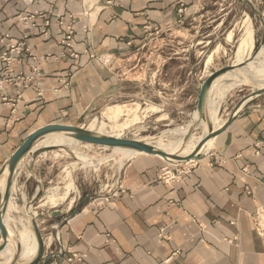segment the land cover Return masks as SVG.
Wrapping results in <instances>:
<instances>
[{
    "label": "crops",
    "instance_id": "1",
    "mask_svg": "<svg viewBox=\"0 0 264 264\" xmlns=\"http://www.w3.org/2000/svg\"><path fill=\"white\" fill-rule=\"evenodd\" d=\"M198 1L0 0V167L35 129L71 124L92 109L119 83L122 53L177 25L183 9ZM71 19L69 48L61 40ZM21 43L9 66L1 61ZM31 65L38 74L28 82ZM251 81L262 79L244 82ZM262 139L264 93L249 100L180 180L160 178L170 164L161 157L134 153L113 195L84 198L75 209L73 191L65 211L48 214L52 239L38 264H70L73 253L82 257L75 264H264V148L256 153ZM25 166L16 172L13 203L32 202L47 179L42 159L32 164L35 182ZM65 177V185L74 184ZM47 197L54 200V193Z\"/></svg>",
    "mask_w": 264,
    "mask_h": 264
},
{
    "label": "rangeland",
    "instance_id": "2",
    "mask_svg": "<svg viewBox=\"0 0 264 264\" xmlns=\"http://www.w3.org/2000/svg\"><path fill=\"white\" fill-rule=\"evenodd\" d=\"M190 9L189 12L183 9V16L177 25L149 35L138 48L125 50L120 56V64L116 66L120 78L116 88L70 123L87 127L94 121V130L119 134L125 139L166 143L173 150L181 142L178 130L187 128L188 131L192 126L191 136L195 139L204 136L206 130L202 122L193 117L200 85L211 72L221 68L228 72L255 59L256 52L264 46V0H199ZM248 32L252 33L254 40L249 52ZM239 59L244 61L235 65ZM263 78L264 75H261L260 79ZM249 80H252L251 76L242 74L232 86L234 88L224 96L219 121L225 119L233 104L231 102L257 88L254 81L244 82ZM215 92L216 89L209 92V96ZM209 96L207 94V100ZM116 105L121 107V113L111 117L108 109H115ZM206 105L207 101L203 122L208 130L209 123H213L206 113ZM52 142L58 146H37L34 162L42 159L49 166L45 170L47 179L41 181L37 197L26 204L14 202L15 206L7 213V227L12 234L21 228L22 223L35 236L37 229L44 245L52 239L48 214L60 209L65 211L69 202L63 198L67 172L74 182L73 205L76 209L84 203V198L91 199L114 189L129 159L121 166V154L111 147L80 141H72L69 145H59L60 141L56 139ZM54 151L60 155L56 156ZM80 155H85L88 160L84 162ZM98 159L101 160L98 162ZM25 167L29 182H35L34 168L31 173ZM53 193L54 200L42 204L46 196ZM34 220L36 224H33ZM25 249L26 245L22 244V250ZM8 263L11 261L5 263L0 258V264Z\"/></svg>",
    "mask_w": 264,
    "mask_h": 264
},
{
    "label": "water",
    "instance_id": "3",
    "mask_svg": "<svg viewBox=\"0 0 264 264\" xmlns=\"http://www.w3.org/2000/svg\"><path fill=\"white\" fill-rule=\"evenodd\" d=\"M233 67V66H232ZM227 69L221 68L214 72H211L208 77L202 82L200 91L197 96V104L196 111L198 113L197 121L201 123L203 121V116L205 112V104L207 101V94L209 89L219 75L225 73ZM264 93V85L262 87H257L253 89L248 94L243 95L235 104L232 111L228 115L226 119L218 126L215 127L211 123H209L207 133L204 135L202 139L197 143L193 151L187 155H180L176 153H170L163 149L156 147L153 144H150L146 141H141L137 139H125L114 137L111 135H105L98 133L94 130L87 129L83 126L73 125V124H64V123H49L44 126H41L34 131H32L23 143L12 153V155L5 161L0 167V177L4 172L7 173L6 183L4 191L0 192V252L6 247L7 243L10 242L14 247V254L11 260V263L8 264H21L20 263V248L21 244L19 241H15L13 236L9 232V228L5 222V216L7 213V206L11 198V192L13 189L14 180L16 178V172L20 164H26L28 170L33 173L32 164L37 156L38 145L39 142L50 133H63L64 135L73 138L76 141L97 144L100 146H108V147H124L136 150L138 152H143L146 154L159 155L163 159L167 160L169 163H183L187 162L191 159L198 160L203 156V152H201V148L205 145V143L211 139L218 136L221 132H223L229 124L238 117L241 110L245 107V105L255 96ZM222 107L220 105L218 115H221ZM192 126L188 128V131L183 137V141L187 142L189 137L191 136ZM54 147V146H52ZM31 157L30 163H27L28 157ZM37 197V195H36ZM35 197V198H36ZM33 199V201L35 200ZM32 201V202H33ZM30 205L27 206L29 208ZM35 223V220L33 221ZM38 248L35 257L27 262L22 264H38L43 256L44 251V242L40 237L37 229H35Z\"/></svg>",
    "mask_w": 264,
    "mask_h": 264
},
{
    "label": "bare ground",
    "instance_id": "4",
    "mask_svg": "<svg viewBox=\"0 0 264 264\" xmlns=\"http://www.w3.org/2000/svg\"><path fill=\"white\" fill-rule=\"evenodd\" d=\"M253 43H254V40H253L252 33L248 32V34H247V52H249L253 48ZM261 56H263V57L261 58ZM254 60H256V62H254ZM254 60H252V61L250 60L245 66H237L234 69L219 75L213 81V83H212V85H211V87L209 89V92H211V91L214 92L215 89H216V92L213 93V95L211 97L209 96V92H208L209 98L207 100V105H206V113H207L209 119L212 121L213 126L218 127L223 122V121H219L218 111H219V108H220V105H221V101L223 100V98L227 94V92L229 91L228 88L232 87L235 84V82L240 78V76L242 74L249 75L252 78L253 77L254 78H260L261 75H264V46H262L256 52ZM243 61H244L243 59H239V61L237 63H235V65H239ZM263 85H264V78L262 79L261 83L255 85V86L256 87H262ZM116 106L117 107L115 109L114 108H109L108 109V113L110 114L111 117H116V116H118L121 113V107L118 106V105H116ZM197 116H198V113L195 110L193 117L197 118ZM201 122H202V125L204 126V128L206 130V132L204 133V135H205L207 133V127H206V124L203 121H201ZM93 123H94V121L91 123V125L87 126L86 128L90 129V130H94L93 127H92ZM94 131H96L98 133H101V134L111 135V136H114V137L122 138V137L119 136V134L112 135V134L103 133L101 130H94ZM174 131H176V130H174ZM178 131H179V134L181 133L182 138H181V142H180V144H179V146H178V148L176 150H173L166 143L155 144V143L149 142V141H146V142H148L150 144H153L156 147H158L160 149H163V150H165L167 152H170V153H176V154H180V155H187V154H189V153H191L193 151V149L195 148L197 143L200 141V139H202L204 137V136H202L201 138H196L195 139L193 136H191L187 140V142H184L183 141V136L185 135V133L187 131V128L185 130L181 129V130H178ZM54 139L60 141L59 145L68 144V143H71L72 141H76L73 138L64 135L63 133H50L47 136H45L39 142V145L42 146V147L58 146V144H55V143L52 142ZM213 141H214V138L209 139L205 143V145L201 148L200 151L201 152H205L206 150H208L211 147ZM174 142H176V140L169 142V144L170 143H174ZM103 147L106 148L108 146H103ZM111 148L113 149V151H117V152H119L121 154V156L119 158L120 159V163H121L120 165H122V163L125 160H127L129 157H131L134 153H143V152H138L136 150L129 149V148H124V147L114 146V147H111ZM114 155H116V154H114ZM157 156H159V155H157ZM80 157H81V159L84 162H86L87 158L85 157V155H80ZM159 157H161V156H159ZM91 159L93 161V158H91ZM94 160H96V159L94 158ZM99 160H101V159H98L97 161L99 162ZM165 161H167V160H165ZM75 163H77V162H75ZM92 163H91V165H93ZM96 164L98 165V163H96ZM6 176H7V173L4 172L3 175L0 177V192L1 193L4 191V188H5ZM74 188H75L74 184L69 179L67 184L65 185V191H64L63 197H65L66 195L71 194L74 191ZM72 200L73 199H71L69 201H72ZM47 201L52 202L53 198L47 197L46 199L43 200L42 204L46 203ZM14 206H15V203H13V201L10 200L9 203H8V206H7V213ZM7 213H6V216H5V222L8 223V215H7ZM9 232L13 236V239L15 241H19L20 244H21L20 261L23 262V263H27V262L31 261L35 257V255L37 253V248H38L37 238H36L35 234L32 232V230H30L27 226H25L24 224L21 223V228H19L15 234H12L10 229H9ZM22 244L26 245V249L25 250H22ZM13 254H14V247L11 245L10 242H8L6 247L0 252V258H1V260L3 262L7 263V262L12 260Z\"/></svg>",
    "mask_w": 264,
    "mask_h": 264
},
{
    "label": "built area",
    "instance_id": "5",
    "mask_svg": "<svg viewBox=\"0 0 264 264\" xmlns=\"http://www.w3.org/2000/svg\"><path fill=\"white\" fill-rule=\"evenodd\" d=\"M70 18H72L70 16ZM73 20L71 19L69 24L66 26V30L64 31V38L61 40L62 44H65L66 46H68L69 48H72V37H73V28H72V24H73ZM47 24H49L48 22H46ZM57 23L59 24V26H64V19L63 18H59ZM43 33H46V30H42ZM23 44H18V45H13L11 46L10 50H9V54L5 53L4 55L1 56V61H4L8 64H10V61L12 60V53H20L23 49ZM27 50V49H26ZM9 69V67H8ZM7 69V70H8ZM38 74V69L36 66L31 65V75L26 77V81H31L33 80L34 76ZM1 87V85H0ZM257 147V151L256 153L259 154L260 150L262 148H264V139H262L261 141H259L256 145ZM197 160L195 159H191L187 162H183V163H170L169 165H166L165 167L162 168L161 174H160V178L164 179L166 181H172V180H180L183 176L188 175L191 170L193 169V167H195V165ZM116 185H118V182H116L114 189L116 188ZM112 189L111 191H108L106 193V196H110L113 195L115 193V190ZM119 190H121L120 184H119ZM81 256L78 254L73 253L70 257L67 258V261L70 264H75V262L81 260ZM57 264H65L62 261H57Z\"/></svg>",
    "mask_w": 264,
    "mask_h": 264
}]
</instances>
